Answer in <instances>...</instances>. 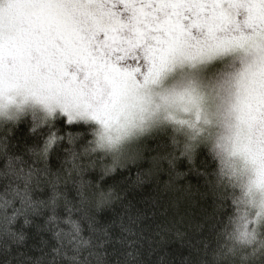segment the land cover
I'll list each match as a JSON object with an SVG mask.
<instances>
[{
  "label": "snow or ice",
  "instance_id": "1",
  "mask_svg": "<svg viewBox=\"0 0 264 264\" xmlns=\"http://www.w3.org/2000/svg\"><path fill=\"white\" fill-rule=\"evenodd\" d=\"M0 264H264V0H0Z\"/></svg>",
  "mask_w": 264,
  "mask_h": 264
},
{
  "label": "trees",
  "instance_id": "2",
  "mask_svg": "<svg viewBox=\"0 0 264 264\" xmlns=\"http://www.w3.org/2000/svg\"><path fill=\"white\" fill-rule=\"evenodd\" d=\"M29 137V128L28 125H22L20 126L16 132H15V138L20 142V145L22 146L24 141L27 140ZM184 168H181V171H184ZM167 177H165L166 179ZM190 182L193 185V190H195V187L197 186V179L195 176H189L185 181H181V183H188ZM111 183V181H109ZM139 197L143 199H149L154 195L153 187L152 186H145L144 189L138 190ZM172 200V197L169 196L167 200L162 201L164 204V208H167V217L161 215L160 213H157L154 222L153 227H155L158 223H166L168 220L176 219L179 220L181 217L184 218L185 224H176V227L181 228V230H185V226L187 222L197 216L200 212V205H198L195 202H186L181 200L178 207L169 206V201ZM164 208H161L160 212L164 211ZM170 250H177L181 249V243L178 240H172L171 243L168 245Z\"/></svg>",
  "mask_w": 264,
  "mask_h": 264
}]
</instances>
